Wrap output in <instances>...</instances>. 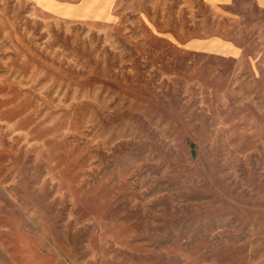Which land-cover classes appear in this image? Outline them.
Here are the masks:
<instances>
[{"label":"rangeland","instance_id":"obj_1","mask_svg":"<svg viewBox=\"0 0 264 264\" xmlns=\"http://www.w3.org/2000/svg\"><path fill=\"white\" fill-rule=\"evenodd\" d=\"M0 264H264V0H0Z\"/></svg>","mask_w":264,"mask_h":264}]
</instances>
